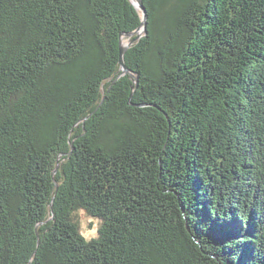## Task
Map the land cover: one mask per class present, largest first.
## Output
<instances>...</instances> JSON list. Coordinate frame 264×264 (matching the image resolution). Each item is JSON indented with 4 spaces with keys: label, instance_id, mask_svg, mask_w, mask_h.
Wrapping results in <instances>:
<instances>
[{
    "label": "trees",
    "instance_id": "1",
    "mask_svg": "<svg viewBox=\"0 0 264 264\" xmlns=\"http://www.w3.org/2000/svg\"><path fill=\"white\" fill-rule=\"evenodd\" d=\"M143 2L0 0V264H264V0Z\"/></svg>",
    "mask_w": 264,
    "mask_h": 264
},
{
    "label": "rangeland",
    "instance_id": "2",
    "mask_svg": "<svg viewBox=\"0 0 264 264\" xmlns=\"http://www.w3.org/2000/svg\"><path fill=\"white\" fill-rule=\"evenodd\" d=\"M133 3L137 4V0H132ZM141 36L144 35V31H141ZM123 43L124 44H129L130 40L128 39V37H125L123 39ZM78 220L80 223V230L81 233L87 238V239H91L94 238L96 236L97 233V229L99 227L100 224V220L90 217L85 211H80L78 213Z\"/></svg>",
    "mask_w": 264,
    "mask_h": 264
},
{
    "label": "water",
    "instance_id": "3",
    "mask_svg": "<svg viewBox=\"0 0 264 264\" xmlns=\"http://www.w3.org/2000/svg\"><path fill=\"white\" fill-rule=\"evenodd\" d=\"M131 3L137 8V10L139 12L142 13V25L140 26V28L134 32V33H130L129 36L132 37L134 36L135 34H138L137 36V40H139L140 38H142L141 36V31H144L147 33V20H148V15H147V10H146V7L144 6V2L143 0H137V4L133 3L132 0H130ZM134 42H130L129 44H124L123 41H121V48H120V62H121V68L124 72V74H127L128 73V69L125 65V61H124V56H125V53L127 51V49L133 44Z\"/></svg>",
    "mask_w": 264,
    "mask_h": 264
}]
</instances>
